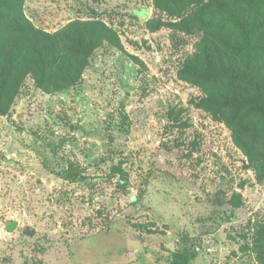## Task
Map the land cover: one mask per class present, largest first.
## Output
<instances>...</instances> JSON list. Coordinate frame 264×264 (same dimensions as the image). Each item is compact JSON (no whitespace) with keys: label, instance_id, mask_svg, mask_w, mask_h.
Instances as JSON below:
<instances>
[{"label":"rangeland","instance_id":"rangeland-1","mask_svg":"<svg viewBox=\"0 0 264 264\" xmlns=\"http://www.w3.org/2000/svg\"><path fill=\"white\" fill-rule=\"evenodd\" d=\"M24 9L54 33L104 21L121 44L103 42L57 92L29 74L0 114V264H170L175 251L190 264H264V170L179 75L202 35L157 27L168 16L154 0Z\"/></svg>","mask_w":264,"mask_h":264},{"label":"trees","instance_id":"trees-1","mask_svg":"<svg viewBox=\"0 0 264 264\" xmlns=\"http://www.w3.org/2000/svg\"><path fill=\"white\" fill-rule=\"evenodd\" d=\"M25 1L0 0V114L8 113L29 74L43 91L57 92L79 82L103 42L121 44L117 32L98 19L73 20L55 33L44 30L26 15ZM154 6L168 16L152 17L157 27L202 35L179 75L203 88L194 104L224 121L263 171L264 0H154ZM192 258L175 251L170 264H190Z\"/></svg>","mask_w":264,"mask_h":264},{"label":"water","instance_id":"water-1","mask_svg":"<svg viewBox=\"0 0 264 264\" xmlns=\"http://www.w3.org/2000/svg\"><path fill=\"white\" fill-rule=\"evenodd\" d=\"M16 225H17V223L15 222V223L11 224L9 228H10L11 230H13V229L16 227Z\"/></svg>","mask_w":264,"mask_h":264},{"label":"crops","instance_id":"crops-1","mask_svg":"<svg viewBox=\"0 0 264 264\" xmlns=\"http://www.w3.org/2000/svg\"><path fill=\"white\" fill-rule=\"evenodd\" d=\"M144 10H146V9H144ZM148 11V10H147Z\"/></svg>","mask_w":264,"mask_h":264}]
</instances>
